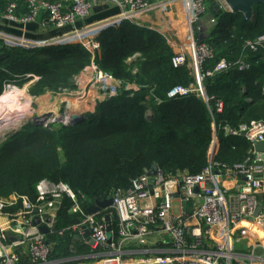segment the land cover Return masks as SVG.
I'll list each match as a JSON object with an SVG mask.
<instances>
[{
    "label": "trees",
    "instance_id": "1",
    "mask_svg": "<svg viewBox=\"0 0 264 264\" xmlns=\"http://www.w3.org/2000/svg\"><path fill=\"white\" fill-rule=\"evenodd\" d=\"M4 8L5 2L0 0V12ZM23 12L19 9L16 14ZM252 12L249 19L240 11H224L214 17L205 39L213 48L214 58L205 61L204 69L212 68L222 57L239 58L245 39L264 34V6L255 4ZM164 39L158 31L128 19L103 29L96 37L99 52L95 63L116 79L138 84L139 89L134 93L122 90L99 102L94 116L86 121H55L43 127L32 120L9 135L0 143V196L15 192L34 201L36 184L47 179L66 183L87 209L117 188L127 190L132 179L153 165L165 173L200 172L208 163L212 116L195 93L167 97L174 86H188L193 75L186 65H171L173 49ZM262 56V52H250L247 69L232 67L203 79L207 95L223 101L222 112L215 114L216 125L226 123L235 128L264 120ZM90 61V52L81 44L25 49L7 46L0 39V93L4 82L31 73L39 75L33 92L71 87L72 75ZM157 98L161 101L156 102ZM214 144L213 159L228 166L243 162L249 155L250 142L242 136L220 133ZM71 206L70 198L61 200L53 232L49 239L47 236L52 242L50 258L91 252L90 246L67 229L80 217L70 212ZM105 212L111 213L116 240L117 220L110 209ZM60 230L64 231L59 234Z\"/></svg>",
    "mask_w": 264,
    "mask_h": 264
},
{
    "label": "built area",
    "instance_id": "2",
    "mask_svg": "<svg viewBox=\"0 0 264 264\" xmlns=\"http://www.w3.org/2000/svg\"><path fill=\"white\" fill-rule=\"evenodd\" d=\"M219 1L224 4L223 0ZM175 2H180L187 20L184 35L188 44H179L170 62L173 67L190 62L196 82L174 86L167 92V97L195 93L209 106L212 142L215 143L220 133L225 137L242 136L250 142L249 155L243 162L228 166L215 161L210 151L207 165L198 173H165L157 166L156 173L151 175L152 167L145 169L132 179L130 188H117L107 197L111 199L108 209L117 220L116 240L112 227L107 230L111 223L105 216H111V213L104 210L87 212L79 194L66 183L41 179L36 184L34 201L15 192L0 196V264H55L50 258L47 234L40 227H46L48 233L53 232L64 197L72 201L70 212L80 215L79 220L67 229H78L85 243L95 249H105L101 264H264V201L259 198L264 190V151L255 149L257 143L264 145V120H252L235 128L226 123L216 125L215 114L222 112L223 101L207 95L203 86V79L214 73L232 67L247 69L250 65L246 56L250 52H262L264 60L263 34L244 40L239 58L222 57L212 68L204 69L205 61L214 58L213 48L203 35L214 24L213 17L204 20L207 0H5L4 11L0 14V19L5 22L22 26L35 23L42 29H65L48 40H17L9 34L0 35V39L5 43L11 39L20 45L27 44V48L65 44L73 42L70 37H77L94 27L103 30L124 19L136 23L149 10L170 7ZM20 4L25 11L17 15ZM99 4L113 5L118 12L94 24L79 26ZM82 36L79 42H74L90 52L93 62L99 44L91 35ZM96 82L98 90L106 91L108 95H116L120 83L111 74L101 71ZM133 88L137 90L138 86L134 84ZM150 113V109L147 110V114ZM33 118L41 120V117ZM74 118L60 117L66 120L63 124L80 121ZM50 119L55 122L59 118ZM86 230L88 235H85ZM132 241L137 244L133 251L139 255L125 256L122 247Z\"/></svg>",
    "mask_w": 264,
    "mask_h": 264
},
{
    "label": "rangeland",
    "instance_id": "3",
    "mask_svg": "<svg viewBox=\"0 0 264 264\" xmlns=\"http://www.w3.org/2000/svg\"><path fill=\"white\" fill-rule=\"evenodd\" d=\"M141 21L143 20L140 19L135 22L137 25L141 26L143 24ZM164 22H167L169 30L174 32V30L177 31L178 28L181 29V25L178 26V23L183 24L184 22H187V20L184 17L182 18L181 15H179L175 17L174 20L173 19L170 21L165 20ZM169 30L168 32H170ZM168 32L166 34V32L163 33L161 31V34H163L165 38L164 39L165 42L166 41L168 42V44L170 45L171 49H173V52H174L173 45L175 42H177V40L176 39L174 40L173 38L169 39V35L171 34L173 35V33L172 32L168 33ZM84 33L86 32H83V34L80 33L77 37H74V38L70 37L71 38L70 40L79 42L81 40L80 37L84 35ZM82 37H85V36H82ZM48 39L50 38H45L44 40H48ZM249 39L251 38H247L245 40H249ZM6 40L8 41V38H6ZM95 41H96V38H95ZM172 41H175V42H172ZM184 43L188 44V41L186 40L184 41ZM7 44H9L7 46L19 45L18 47L27 49V44L20 45L19 42L13 41L11 39L9 40V43ZM48 46L50 45H45L43 47H48ZM98 52L96 53V55L98 54ZM134 57L135 56L127 58L126 61L130 62L131 59H133ZM186 66L190 67L191 66L190 62ZM100 71L105 72L95 63V61L92 62L91 60L87 66H85L83 69H81L76 74L72 75L70 79L71 87H66V88L56 89V90L46 89L41 93L33 92L34 84L39 79V75L35 73H31V75H29L28 78L26 74V75H22L20 79L16 78L15 80L4 82L3 89H7L10 95H9L8 102L0 107V143H3V141H5V139L9 135L14 134L18 130L26 126L27 123L31 122L32 120H35L36 118L34 119L32 115L29 114V112H31L30 110L32 109L41 108L40 106H46L49 109L59 108L61 109V111H65L71 114L78 113V114H83L85 117L87 116L85 118L84 116L81 115L82 116L81 121L82 120L86 121L89 117L94 116V114L96 113V107L98 103L103 100L108 99L111 96H114V95H108V93L106 94V91L98 90V84L96 82V78ZM133 71L134 72L137 71L136 66L133 67ZM105 73H108V72H105ZM191 73L193 75V81L191 83H193L192 85H194L196 82L195 80L196 74L194 70L192 69H191ZM116 80H119V79H116ZM119 81H120L119 86L117 85L116 90H115L116 94H121L123 91L134 93V91H137L139 89V85L134 82H129L125 80H119ZM134 84L138 86L137 90L133 88ZM160 101L161 100L159 98L156 99V102H160ZM202 102L205 103L203 100ZM206 106L209 109V106L207 104ZM49 111L51 110H48L47 113ZM50 118L51 117L49 116L46 118L45 116H42L41 121L38 119L36 120L41 122V125L43 127H47L52 122ZM65 121L66 120L59 118L57 119L56 122L63 123ZM211 136H212V133H211ZM214 148L216 149V144H214L211 140L210 146L207 151L208 160L210 158V151H214Z\"/></svg>",
    "mask_w": 264,
    "mask_h": 264
},
{
    "label": "crops",
    "instance_id": "4",
    "mask_svg": "<svg viewBox=\"0 0 264 264\" xmlns=\"http://www.w3.org/2000/svg\"><path fill=\"white\" fill-rule=\"evenodd\" d=\"M50 1V0H49ZM56 1V0H53ZM219 1V0H218ZM5 2V0H4ZM211 0L207 2V6H208V11L205 15L204 20H209V18L212 17L211 12L209 10V4H210ZM221 6L224 8V11H227V7L221 3V1H219ZM21 5V6H20ZM18 6V9H23L25 11V8L23 6V4H20ZM4 11V9H3ZM1 11L0 14L3 12ZM229 11V10H228ZM118 12V8L110 5V4H99L96 5L93 9L92 12L90 14V16L88 17V19H86L84 22H81L79 24V26L82 25H90V24H94L97 21L100 20H104L106 18H110L112 16H114L116 13ZM231 12V11H229ZM181 15L182 18H185V15L182 12V8H181V4L180 2H175L173 3L170 7H159V8H155L152 10H149L148 12H146L144 15H142V20L141 21L142 25L147 28H151L154 29L156 31H159L161 33V31L164 33L168 32L169 27L167 22H164L165 20H174L175 17ZM204 21V22H205ZM181 25V29L178 28L177 31L174 30V32L170 31L173 33V35H169V39H176L177 42H175L173 47H174V51L177 49V47L179 46V44H183L186 36L185 34V28H186V22H184L183 24H179L178 26ZM77 24V27H79ZM65 28L63 29H42L40 28L37 24L32 23V24H28L26 26H22V25H18V24H12V23H8L5 22L4 20L0 19V35H12L13 38L17 39V40H31V41H41L45 38H52V37H56L57 35L61 34L64 31ZM165 29V30H163ZM102 30V29H101ZM101 30H99L98 28H91L89 30H85L86 33H84L85 37H90L91 38H96L98 36V34L101 32ZM180 30V31H179ZM209 30V29H208ZM207 30V32L203 35L207 36V34L209 33V31ZM183 31V33H182ZM168 32V33H170ZM176 33V34H175ZM164 34V35H166ZM93 35V36H92ZM179 43V44H177ZM71 44H77L74 41L73 42H67L65 44H58L55 46H60V45H71ZM264 88V87H263ZM262 88V90H263ZM2 92V91H1ZM40 107H46V106H40ZM250 149H251V145L249 148V153H250ZM259 198L261 200V202L264 201V190L260 192ZM108 209V207H101L99 210H104L106 211ZM116 219V217H115ZM79 220V219H78ZM108 222H111V216L109 215V220ZM76 223V221H75ZM71 224L72 226L75 224ZM70 225V226H71ZM111 225V224H110ZM69 226V227H70ZM70 230L71 233H73L75 235L76 239H79L80 241H82L84 244L90 246L91 248V252L84 254V255H78V256H72L69 258H51L55 264H101L100 263V258H102L105 255V249L103 247H98V248H93L90 244H87L84 242L82 236L79 233L78 229H74V228H70L68 229ZM49 239V233H46ZM152 238H158L157 236H153ZM50 242V241H49ZM50 247L52 250V242H50ZM135 247H137V244L135 243V241H132L131 243L125 244L122 248L125 250L124 254L125 256H137L139 255L138 253H136L135 251H133V249H135Z\"/></svg>",
    "mask_w": 264,
    "mask_h": 264
},
{
    "label": "water",
    "instance_id": "5",
    "mask_svg": "<svg viewBox=\"0 0 264 264\" xmlns=\"http://www.w3.org/2000/svg\"><path fill=\"white\" fill-rule=\"evenodd\" d=\"M225 6L228 8L231 12H242L244 17L246 19H249L252 17V8L255 4H261L264 6V0H223ZM209 10L211 12L212 17H217L219 14H221L224 10V8L221 6L220 2L218 0H211L209 4ZM255 149L258 151H264V145L262 143H257L255 145ZM157 165H153L151 170L149 171V174L153 175L156 173ZM111 205V199L105 198L102 200H96L93 204L89 205L87 207V212L89 213H95L97 212L101 207H109ZM260 209V206L258 207L255 214L258 213ZM106 220H109V215L105 216ZM40 230L44 233H47L48 230L46 227L41 226ZM107 230H111V226H107ZM89 231L86 230L85 235H88ZM110 242V239L108 240Z\"/></svg>",
    "mask_w": 264,
    "mask_h": 264
},
{
    "label": "bare ground",
    "instance_id": "6",
    "mask_svg": "<svg viewBox=\"0 0 264 264\" xmlns=\"http://www.w3.org/2000/svg\"><path fill=\"white\" fill-rule=\"evenodd\" d=\"M9 95L10 94L7 91V89H3V91L0 93V107L8 102ZM56 109H58V110H56ZM48 110H51V111H49L47 113ZM30 111L31 112H29V114L32 115V117H38V118H40L42 116L60 118L61 116H63L64 118H67V119L75 117L74 118L75 120H80L81 121L82 117H80V116L83 115V114H78V113H75V114H71V113H68V112L63 113L61 111V109H59V108H51V109H49L47 107H41V108H38V109H32ZM77 115H79V116H77Z\"/></svg>",
    "mask_w": 264,
    "mask_h": 264
}]
</instances>
